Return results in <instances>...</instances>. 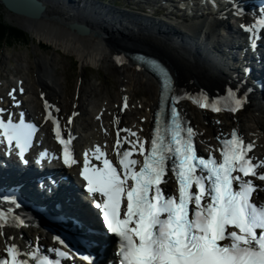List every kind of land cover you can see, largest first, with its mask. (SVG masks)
I'll return each mask as SVG.
<instances>
[{
  "label": "snow or ice",
  "instance_id": "snow-or-ice-1",
  "mask_svg": "<svg viewBox=\"0 0 264 264\" xmlns=\"http://www.w3.org/2000/svg\"><path fill=\"white\" fill-rule=\"evenodd\" d=\"M242 27L252 34L254 48L264 31V16ZM153 67L163 72L164 87L169 88L171 78L166 70L155 62ZM19 91L23 92V88ZM226 91L224 107L203 92L197 98L185 94L173 99H193L200 108L216 113L238 112L247 93L240 95L239 85ZM15 92L13 89L8 96L18 106ZM48 107L45 101V108ZM6 111L0 107V143L6 142L9 154L14 147L27 163L25 153L32 147L37 127L25 122L23 112L18 121H14L12 114L5 119ZM45 119L53 120L56 139L63 146V163L69 167L76 164L71 133L67 139L62 136L59 121L51 112ZM197 134L191 126H184L174 106L171 125L162 127L158 118L150 148L146 149L147 142L137 138L134 143L128 141L132 143L131 150H121L117 132V163L99 145L92 150V156L102 162V167L90 165L85 153L81 175L88 193L101 197L96 207L102 210L107 229L119 239V264H264V205L253 202V195L259 190L253 178L264 181V161L255 162L249 155L254 144L246 143L236 129L230 139L217 137L222 145L219 160L212 155L199 156L194 144ZM134 153L142 161L132 158ZM45 156L46 151L40 154L41 158ZM169 171L175 176L178 194H165L163 186L168 182ZM3 199L19 207L14 197ZM10 223L21 226L24 220L12 216L11 210L0 211V229ZM47 251H54L55 258ZM4 252L0 264H63L70 255L61 249L41 251L39 247L22 252L15 243L6 245ZM82 259L94 264L90 256L84 255Z\"/></svg>",
  "mask_w": 264,
  "mask_h": 264
},
{
  "label": "bare ground",
  "instance_id": "bare-ground-1",
  "mask_svg": "<svg viewBox=\"0 0 264 264\" xmlns=\"http://www.w3.org/2000/svg\"><path fill=\"white\" fill-rule=\"evenodd\" d=\"M43 1L46 4V10L42 16L30 18L18 14L21 23H23L21 25H27L25 28L38 39L77 56L82 67L92 64L96 67L108 65L115 68L116 74L120 78V89L118 92L114 91L109 94L101 86H96L99 93L95 91L96 94H94L80 80L78 88L76 86L72 96L69 97L66 92L65 74L58 71V63L55 64L57 58L40 54L35 60L37 65H31L28 61L24 62L26 63V72L13 76L11 79L0 80V104L15 115L23 112L42 122L45 116L42 97L48 98L51 105L60 108L57 113L61 118L68 121L69 117L72 116L76 123H80L83 130L77 141V147L80 151L92 152L97 145L112 147L116 139V131L123 128L130 130V132L126 131L123 134L128 135L133 142L137 138L141 141L144 137L149 138L151 135L159 97L158 85L151 76L139 71L130 60H127L119 49H143L162 57L176 72L178 82L190 89L197 87V84L223 86L226 78L230 77L233 72H228L229 66L233 65L228 64V61L235 58L239 47H230L229 45L226 51L215 48L214 45L221 35L215 33L213 29L215 25H213L214 17L212 16L203 17L202 22L191 21L190 23H186L183 18L178 17L179 23L173 24L174 27L162 26L160 28L161 26H157L154 22L148 24V27H139V23H135L134 20L121 22L115 13L103 9L99 10L100 17L115 20L117 29L109 30L100 24L91 25L87 22H92L91 19L94 18L86 12L85 7L87 6L85 5H78V10L81 11L80 16L73 17L69 16L67 9L61 11L58 8L59 1L62 3L63 0ZM75 20L87 23L91 33L83 36L71 30L68 23ZM224 37L227 40L230 39L228 35ZM230 51L234 57H230ZM117 58L122 62H118ZM236 63L233 67L242 72L241 65ZM238 75L242 76L240 73ZM144 79L149 85L152 97L145 104L139 102V106H137V104H133L134 87L142 85L145 82ZM15 85L19 86L14 93L16 101L19 102L18 106L8 96ZM20 88H23V92H19ZM84 96H89L91 99L85 100ZM125 98H127L126 108L124 107ZM83 101L89 106V109L84 113L81 108ZM142 106H146V112H143ZM182 106L197 125V135L202 142L201 146L211 151L218 150L220 145L214 139L218 132V125L213 123L216 115L209 111H198L189 100L185 101ZM242 115L250 130L248 137L258 144L255 152L264 161L263 99H257L245 107ZM221 119L224 123L219 126L228 129L227 124L230 120L227 114H223ZM43 132L42 147L48 149L49 154L55 153L50 122L44 124ZM132 132L136 133V136L130 135ZM78 172L79 167L72 171L74 175H78ZM27 193L34 194L32 192ZM259 197L264 198V183ZM37 232L38 230L32 228L24 231L27 238L31 235L35 236ZM26 242L27 240L19 236L18 232L10 226L0 229L1 251L5 249L6 245L15 243L21 251L29 252L30 248Z\"/></svg>",
  "mask_w": 264,
  "mask_h": 264
},
{
  "label": "rangeland",
  "instance_id": "rangeland-1",
  "mask_svg": "<svg viewBox=\"0 0 264 264\" xmlns=\"http://www.w3.org/2000/svg\"><path fill=\"white\" fill-rule=\"evenodd\" d=\"M0 19L8 25L22 30L24 33L23 36L20 34V36L13 35L15 37L0 38V80L11 79L13 76L20 75L24 71L26 72V63L24 62L28 61L31 65H37L35 64L36 58L40 54H44L50 58H57L55 64L58 63V71L65 74L64 77H66L65 80H67L66 92L69 97L72 96L75 87L77 86L78 88L80 80L87 85L88 90L93 91L94 94L99 93L96 90L98 86H101L104 91L109 92V94L114 91L118 92L120 89V78L118 74H116L115 68L108 65L96 67L92 64L82 67L80 60L74 54L67 53L63 49L56 48L54 45L40 40L33 36L31 32L24 29L27 25H21L23 23H21L20 16L9 11L1 0ZM144 81L142 85L134 87L133 104L135 103L137 106H139V102L145 104L146 101H149L152 97L146 79H144ZM17 88L19 87L15 85L14 89L17 90ZM84 98H86L85 100L91 99L89 96H84ZM84 101L81 105L87 109L89 106L85 104ZM142 108L143 112H146V106H142Z\"/></svg>",
  "mask_w": 264,
  "mask_h": 264
},
{
  "label": "water",
  "instance_id": "water-1",
  "mask_svg": "<svg viewBox=\"0 0 264 264\" xmlns=\"http://www.w3.org/2000/svg\"><path fill=\"white\" fill-rule=\"evenodd\" d=\"M1 2L9 11L30 18H38L42 16L46 10V5L41 0H1ZM68 26L79 35L85 36L91 33L90 26L83 22L72 21L68 23Z\"/></svg>",
  "mask_w": 264,
  "mask_h": 264
},
{
  "label": "trees",
  "instance_id": "trees-1",
  "mask_svg": "<svg viewBox=\"0 0 264 264\" xmlns=\"http://www.w3.org/2000/svg\"><path fill=\"white\" fill-rule=\"evenodd\" d=\"M20 34L24 35L22 30L12 27L0 19V38L20 36Z\"/></svg>",
  "mask_w": 264,
  "mask_h": 264
}]
</instances>
